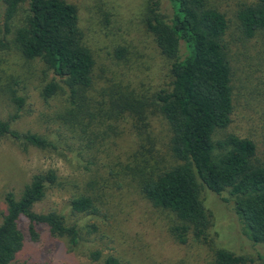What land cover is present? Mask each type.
Returning <instances> with one entry per match:
<instances>
[{
	"label": "rangeland",
	"instance_id": "1",
	"mask_svg": "<svg viewBox=\"0 0 264 264\" xmlns=\"http://www.w3.org/2000/svg\"><path fill=\"white\" fill-rule=\"evenodd\" d=\"M68 1L78 6L84 41L96 60L93 85L87 92L88 111L69 121L68 91L43 98L42 88L54 74L42 60L26 59L15 46L13 32L5 31V5L0 0V117L9 119L17 112L9 94L13 88L25 97L13 127L45 136L58 146L40 149L10 138L0 140V223L7 209L5 193L13 191L20 197L35 173L53 168L59 181L34 209L57 210L84 230L83 242L76 248L70 247L67 238L53 235L45 224L38 225L40 237L33 240L29 221L23 216L20 226L25 245L11 264H97L87 255L91 249L102 250L104 257L118 256L122 264H214L220 247L249 256L252 264L264 261V244L254 243L244 234L229 190L219 195L201 186L210 214L208 235L203 239L189 236L186 243L179 242L172 232L174 214L155 207L141 192L145 175L180 163L171 151L170 126L155 104V94L171 86L172 61L161 54L144 23L148 0ZM255 1L209 0L229 19L224 41L233 67L234 99L230 125L217 130L213 139L229 133L250 138L261 160L264 32L245 37L237 20L238 9ZM161 3L163 12L170 15V0ZM27 13L28 1L13 21V29ZM120 46L127 49L123 58L116 56ZM121 92L133 94L136 104L143 103V111L112 116L111 99L125 94ZM82 194L94 198L97 214L72 212V199ZM87 224H96L98 231L88 235Z\"/></svg>",
	"mask_w": 264,
	"mask_h": 264
},
{
	"label": "trees",
	"instance_id": "2",
	"mask_svg": "<svg viewBox=\"0 0 264 264\" xmlns=\"http://www.w3.org/2000/svg\"><path fill=\"white\" fill-rule=\"evenodd\" d=\"M2 1L5 31L13 32L15 46L26 59L42 60L54 74L41 95L47 100L68 91L71 107L66 120L77 119L88 111L87 92L93 85L96 64L84 41L78 6L68 0ZM26 1L28 13L13 29L12 23ZM170 3L169 15L163 12L161 0H148L144 23L161 54L172 61L171 86L155 94V104L170 126L171 151L180 163L145 175L141 192L155 207L174 214L176 224L172 232L179 242L186 243L189 236L203 239L208 235L210 214L201 197V186L219 195L229 190L235 197L244 234L254 243L264 244V158L258 159L257 145L250 138L229 133L217 141L213 139L217 130L230 125L234 110L233 67L224 41L229 19L209 0H170ZM237 20L245 37L264 32V0L242 5ZM126 52L120 46L116 56L123 58ZM121 93L125 94L111 99L112 116L143 111V103L136 104L138 101L131 98L133 94ZM9 94L17 112L9 119L0 117V140L10 138L25 147L58 148L45 136L13 127L25 97L13 88ZM58 181L57 171L50 168L35 173L20 197L13 191L5 193L7 209L0 223V264H11L24 248L26 237L20 226L23 216L29 221L31 239H39L38 225L45 224L53 235L67 238L71 248L81 245L84 233L81 224L69 223L66 215L57 210L34 209ZM71 209L75 214L99 212L94 198L86 194L74 197ZM84 226L88 235L98 231L96 224ZM87 255L97 264H122L118 256L104 257L100 249H91ZM253 262L247 255L222 247L214 257V264Z\"/></svg>",
	"mask_w": 264,
	"mask_h": 264
}]
</instances>
